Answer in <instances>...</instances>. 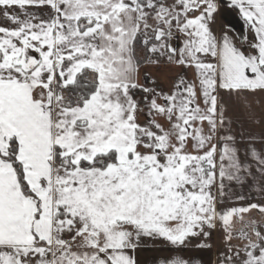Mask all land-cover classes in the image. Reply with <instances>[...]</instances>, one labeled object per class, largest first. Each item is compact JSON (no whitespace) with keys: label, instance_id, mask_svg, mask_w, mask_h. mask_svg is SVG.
Returning <instances> with one entry per match:
<instances>
[{"label":"rangeland","instance_id":"obj_1","mask_svg":"<svg viewBox=\"0 0 264 264\" xmlns=\"http://www.w3.org/2000/svg\"><path fill=\"white\" fill-rule=\"evenodd\" d=\"M160 1L154 13L138 10V28L155 30L158 43L150 52L161 56L139 64V84L150 89L147 107H135L127 89L98 82L82 107L56 104L41 125L19 117L25 123L17 130L50 138L71 167L55 162L42 182L50 188L52 237H35L32 246L7 244L0 264H51L70 248L83 260L78 264H136L134 248L142 257L137 264H160L158 254L173 256L181 248H194L186 251L195 258L190 264H264L258 213L264 198L223 202L214 170L218 41L224 34L240 36L245 23L220 11L219 0ZM10 66L5 58L0 80ZM48 70L44 55L30 79L34 91L38 83L48 90ZM111 150L116 163L106 169L79 167ZM57 213L69 217L55 219Z\"/></svg>","mask_w":264,"mask_h":264},{"label":"crops","instance_id":"obj_2","mask_svg":"<svg viewBox=\"0 0 264 264\" xmlns=\"http://www.w3.org/2000/svg\"><path fill=\"white\" fill-rule=\"evenodd\" d=\"M4 6L8 9H2ZM218 8L231 16L235 13L247 26H242L240 36L224 34L218 41L214 66L219 148L214 168L216 189L223 202L260 201L264 198V0H219ZM80 18L86 19L83 30L79 29ZM138 31L136 0H0V64L5 58L11 64L0 80L1 253L7 244L32 246L35 237H52L55 222L49 213L50 188L48 183L43 187L42 182L46 183L45 175L54 171L52 158L57 145L46 136L26 137L22 129H16L25 123L19 117L40 125L50 121L58 104L57 87L72 83L83 68L96 71L100 85L120 86L127 91L130 86L142 87L149 99L150 89L139 84L133 49ZM44 55L50 63L47 75L51 85L46 90L38 83L34 91L30 79L41 68ZM132 99L135 107H140ZM12 138L28 185L40 199L37 218L36 204L22 194L15 170L5 159ZM190 249L194 248L169 253L173 256L158 254L160 264H190L195 259L193 253L186 255ZM75 251L68 249L66 256L51 264L83 262L75 259ZM196 251L198 254L205 249ZM132 252L137 264L142 257H137L136 248ZM48 253L51 251L45 255Z\"/></svg>","mask_w":264,"mask_h":264},{"label":"trees","instance_id":"obj_3","mask_svg":"<svg viewBox=\"0 0 264 264\" xmlns=\"http://www.w3.org/2000/svg\"><path fill=\"white\" fill-rule=\"evenodd\" d=\"M151 4L148 3V0H136V5L139 9H143L145 12H152L158 10V6L161 3L160 0H150ZM147 17V16H146ZM79 29L83 30L87 26L86 19H79ZM158 43V40L155 39V30L151 29L149 26L145 27V31H138L133 42V49L135 54L136 63L142 64L145 62L148 57L153 61L160 62L161 56L157 51L150 52V48L155 46ZM99 83L97 80L96 71L90 68H83L79 71L72 83L67 84L63 87H57V102L60 107L63 108H73V107H82L85 103L91 98V96L97 91ZM129 93L133 98L137 100V105L142 107H147L148 94L147 91L138 86H130L128 88ZM60 94V95H58ZM17 153V143L14 138L10 139L8 154L5 159L10 162L15 170L18 184L22 194L32 200L37 207L35 218L39 216L40 212V199L32 192L26 176L24 173L23 165L18 161L16 157ZM66 156L60 154L59 146L54 148V161L65 169L71 167L70 163L67 161ZM116 163V153L114 150L109 151L106 154H100L95 156L93 161L86 162L81 161L79 164L82 169H99L104 170L109 165ZM208 170V168H207ZM63 207L60 206L59 209ZM69 217V214L61 215L60 213L55 214V219Z\"/></svg>","mask_w":264,"mask_h":264},{"label":"flooded vegetation","instance_id":"obj_4","mask_svg":"<svg viewBox=\"0 0 264 264\" xmlns=\"http://www.w3.org/2000/svg\"><path fill=\"white\" fill-rule=\"evenodd\" d=\"M258 213H259L260 219L264 221V211H260Z\"/></svg>","mask_w":264,"mask_h":264},{"label":"water","instance_id":"obj_5","mask_svg":"<svg viewBox=\"0 0 264 264\" xmlns=\"http://www.w3.org/2000/svg\"><path fill=\"white\" fill-rule=\"evenodd\" d=\"M58 95H60V94H58Z\"/></svg>","mask_w":264,"mask_h":264}]
</instances>
